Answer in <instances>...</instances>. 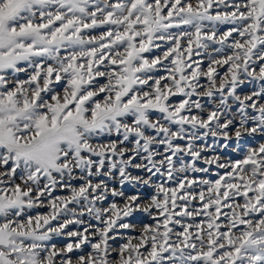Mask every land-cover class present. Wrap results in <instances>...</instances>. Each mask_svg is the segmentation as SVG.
<instances>
[{"label":"snow or ice","instance_id":"1","mask_svg":"<svg viewBox=\"0 0 264 264\" xmlns=\"http://www.w3.org/2000/svg\"><path fill=\"white\" fill-rule=\"evenodd\" d=\"M0 264H264V0H0Z\"/></svg>","mask_w":264,"mask_h":264},{"label":"rangeland","instance_id":"2","mask_svg":"<svg viewBox=\"0 0 264 264\" xmlns=\"http://www.w3.org/2000/svg\"><path fill=\"white\" fill-rule=\"evenodd\" d=\"M246 91H247V89H245ZM222 142V141H221ZM206 143H213V140H212V138H208L207 139V141H206ZM246 142H241V144H240V149H241V151L240 152H234L233 151V148H235L237 145H236V142L235 141H233L232 142V145L229 147V148H227V149H217V151L224 157V158H226V159H229V158H231V159H235V158H237L239 155H241L242 154V151H243V148H244V144H245ZM252 143H256V141L255 140H253L252 141ZM207 155H211L212 153L211 152H209V153H206ZM57 195H60V194H62V193H60V192H57L56 193Z\"/></svg>","mask_w":264,"mask_h":264}]
</instances>
